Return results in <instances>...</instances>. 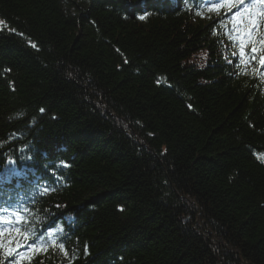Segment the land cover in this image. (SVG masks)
I'll return each instance as SVG.
<instances>
[{
    "label": "trees",
    "instance_id": "trees-1",
    "mask_svg": "<svg viewBox=\"0 0 264 264\" xmlns=\"http://www.w3.org/2000/svg\"><path fill=\"white\" fill-rule=\"evenodd\" d=\"M243 1L0 0V264H264Z\"/></svg>",
    "mask_w": 264,
    "mask_h": 264
},
{
    "label": "rangeland",
    "instance_id": "rangeland-1",
    "mask_svg": "<svg viewBox=\"0 0 264 264\" xmlns=\"http://www.w3.org/2000/svg\"><path fill=\"white\" fill-rule=\"evenodd\" d=\"M232 3L234 4V10H236L233 15L237 13H240V15L237 16L236 21H231L230 29L232 33H237L236 37L243 33L245 34V40H249L257 34L260 28L258 17L262 16V9L258 3L250 5L243 0H232ZM237 40L239 39L237 38Z\"/></svg>",
    "mask_w": 264,
    "mask_h": 264
},
{
    "label": "snow or ice",
    "instance_id": "snow-or-ice-1",
    "mask_svg": "<svg viewBox=\"0 0 264 264\" xmlns=\"http://www.w3.org/2000/svg\"><path fill=\"white\" fill-rule=\"evenodd\" d=\"M231 6H232V0H222V3L218 6H216V10H219V7H225L228 8L229 10H231ZM240 13H237L236 15L232 16V20L236 21L237 16H239ZM141 19H143V17H141ZM235 27V26H234ZM234 39L238 38L240 41V56L241 58H243V56L245 55L244 53V48H245V34L241 33L239 35V37H233ZM32 47H36V45H32ZM257 51V49L255 47L252 48V52L255 53ZM231 63V61H229ZM260 64H261V69L264 70V56H262L260 58ZM62 230V229H61ZM3 231L0 230V238L3 237ZM11 243V241H9ZM2 239H0V246H2ZM61 249L63 250V245L60 246ZM46 250V249H45Z\"/></svg>",
    "mask_w": 264,
    "mask_h": 264
}]
</instances>
